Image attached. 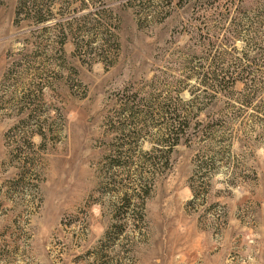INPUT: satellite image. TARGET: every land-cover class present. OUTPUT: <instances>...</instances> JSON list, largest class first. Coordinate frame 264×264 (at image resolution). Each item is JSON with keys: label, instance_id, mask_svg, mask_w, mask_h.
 <instances>
[{"label": "rangeland", "instance_id": "374dc122", "mask_svg": "<svg viewBox=\"0 0 264 264\" xmlns=\"http://www.w3.org/2000/svg\"><path fill=\"white\" fill-rule=\"evenodd\" d=\"M218 3L0 0V264H264V0Z\"/></svg>", "mask_w": 264, "mask_h": 264}, {"label": "trees", "instance_id": "16d2710c", "mask_svg": "<svg viewBox=\"0 0 264 264\" xmlns=\"http://www.w3.org/2000/svg\"><path fill=\"white\" fill-rule=\"evenodd\" d=\"M219 2L220 4H222V3H230V5H225V7L227 8V9H231V5L233 4V0H215V2ZM258 2V1H257ZM214 3V1L213 2H208V5H207V7L209 6V4L211 5V4H213ZM218 3V4H219ZM244 7V6H243ZM244 12L245 13H247V12H250L247 8H245L244 7ZM221 18H226V17H228V15L226 14V13H222V14H220L219 15ZM211 19H213V18H211L210 16L208 17V18H206L205 20H204V23H207V22H209ZM215 20V19H214ZM174 130H175V127H173V133H174Z\"/></svg>", "mask_w": 264, "mask_h": 264}]
</instances>
